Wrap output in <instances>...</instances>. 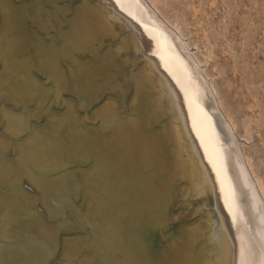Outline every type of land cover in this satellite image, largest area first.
Wrapping results in <instances>:
<instances>
[{
  "label": "snow or ice",
  "instance_id": "snow-or-ice-1",
  "mask_svg": "<svg viewBox=\"0 0 264 264\" xmlns=\"http://www.w3.org/2000/svg\"><path fill=\"white\" fill-rule=\"evenodd\" d=\"M138 2L0 0V264H209L187 238L170 235L182 216L194 223L200 198L215 192L207 177L179 204L156 202L131 231L126 220L117 227L106 218L110 177L130 158L136 171L121 183L133 181L149 204L161 182L171 179L151 136L116 145L94 135L113 131L119 115L129 111V128L145 132L154 126L141 109L156 87L150 81L163 80L124 20L140 23L128 7ZM179 103L176 98L170 104L177 125ZM183 103L188 104L186 93ZM192 130L235 223L229 202L234 193L225 194L221 169L195 122ZM186 159L194 175L204 174Z\"/></svg>",
  "mask_w": 264,
  "mask_h": 264
},
{
  "label": "bare ground",
  "instance_id": "bare-ground-1",
  "mask_svg": "<svg viewBox=\"0 0 264 264\" xmlns=\"http://www.w3.org/2000/svg\"><path fill=\"white\" fill-rule=\"evenodd\" d=\"M8 2L11 3V0ZM32 2L39 4L40 0ZM16 3L23 5L26 0H16ZM128 7L140 23L127 16L124 20L143 45L144 56L154 65L156 76L163 80L162 85L159 80L150 81L156 87L141 109L142 115H151L154 126L145 132L129 128L124 123L132 117L129 111L119 115L118 125L113 131L94 135L116 145L138 143L142 136H151L158 141L159 163L171 179L161 182L160 189L153 196V204H149L142 199L133 181L121 183L122 176H132L136 171V162L130 158L126 167L118 169L110 177L112 206L107 220L117 227H121L120 222L126 220L127 230L131 231L140 218H146L154 211L156 202L172 204L175 201L179 204L182 196L195 191L207 177L208 185L214 186L215 192L210 197L200 198L196 207L201 211L194 223H190L187 216H182L180 223L171 229V238L181 241L187 238L209 264L216 260L219 264H264V186L250 172L248 158L234 144L232 120L223 113L216 90L206 77L208 75L201 71V63L194 55L191 56L188 44L178 31L147 0H139ZM149 51H154L156 55L149 56ZM159 57H163V61ZM141 69L149 71L142 63ZM185 93L187 105L183 103ZM176 98H179L178 111L181 113L178 125L170 109L171 101ZM193 122L203 138L208 155L221 169L225 194L234 193L229 202L235 223L221 199L220 185L216 183L215 172L208 163L204 148L200 146L201 140L192 130ZM177 137L183 140V144L177 142ZM186 157L204 169V174L194 175ZM186 228L190 230L187 237ZM151 239L157 246L161 244L157 235L152 234Z\"/></svg>",
  "mask_w": 264,
  "mask_h": 264
},
{
  "label": "rangeland",
  "instance_id": "rangeland-1",
  "mask_svg": "<svg viewBox=\"0 0 264 264\" xmlns=\"http://www.w3.org/2000/svg\"><path fill=\"white\" fill-rule=\"evenodd\" d=\"M147 1L201 63L234 124V144L264 186V0Z\"/></svg>",
  "mask_w": 264,
  "mask_h": 264
}]
</instances>
